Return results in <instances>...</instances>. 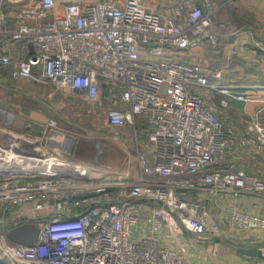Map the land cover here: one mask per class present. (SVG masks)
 Segmentation results:
<instances>
[{
	"label": "built area",
	"instance_id": "2783aa9c",
	"mask_svg": "<svg viewBox=\"0 0 264 264\" xmlns=\"http://www.w3.org/2000/svg\"><path fill=\"white\" fill-rule=\"evenodd\" d=\"M220 9L216 0H178L166 12L144 0H28L13 25L0 8V65L11 66L14 80L52 81L93 103L107 87L114 97L107 123L131 126L139 141L143 120L153 144V158L141 152L132 178H101L64 157L74 138L56 120H28L41 135L0 142V260L187 264L191 242L220 232L209 204L226 196L258 203L225 206L229 228L264 232V125L228 123L229 100L247 101L251 86L223 82L222 69L164 57L168 46L217 44ZM14 42L27 57L14 54ZM254 46L264 52V39ZM16 119L0 107V134L14 135ZM25 223L39 227L32 245L9 237Z\"/></svg>",
	"mask_w": 264,
	"mask_h": 264
},
{
	"label": "crops",
	"instance_id": "0c3cea01",
	"mask_svg": "<svg viewBox=\"0 0 264 264\" xmlns=\"http://www.w3.org/2000/svg\"><path fill=\"white\" fill-rule=\"evenodd\" d=\"M144 1L149 7L159 12H166L167 8L177 3L178 0ZM216 1L221 5L218 16L213 23V29L219 35L218 43H206L189 51L168 46L165 49L164 57L184 62L199 63L210 72L215 69H222L223 82L251 86L250 98L247 101L230 99L228 106L229 125L245 128L249 123H254L257 119H260L258 110L264 106V52L254 46L255 38L264 39V0ZM27 2L28 0H0V8L2 7L6 11L9 21L16 25V13ZM13 50L15 55L27 57L21 42H14ZM10 69L11 66L0 65V81L2 82H0V103L4 102L7 106H13L21 114L27 113L29 110L19 105L22 101L12 100L14 95H16L14 92L15 88L12 89L13 87L9 84L11 82L25 84L29 81H35L25 78L14 80L11 77ZM4 93L5 96L3 97ZM77 95L79 96V94ZM79 97L82 98L81 96ZM82 100L84 101L83 98ZM106 104L105 102V110L108 106ZM19 121V123H22V119ZM107 125L111 129H117L121 132L129 129L133 132V138L135 136L134 129L129 125L121 127H114L108 123ZM150 128L149 125L145 124V129L148 131L146 132L143 129V131L139 130L138 132H140L142 139H148L150 153L148 148L143 151L148 157L153 158V144L148 138ZM132 136L129 137L130 140ZM230 204H236L250 210H255L258 207V203L251 196H242L238 199L226 196L225 200L220 204H209V208L213 212L214 221L220 224L221 230L220 232L209 230L206 236L197 240L196 244L191 242L185 249L187 264H264V257L250 256L239 252L240 246L264 249V232L234 231L229 228L224 223L223 208ZM188 239L191 240V238ZM0 264L10 263L7 260H0Z\"/></svg>",
	"mask_w": 264,
	"mask_h": 264
},
{
	"label": "rangeland",
	"instance_id": "374dc122",
	"mask_svg": "<svg viewBox=\"0 0 264 264\" xmlns=\"http://www.w3.org/2000/svg\"><path fill=\"white\" fill-rule=\"evenodd\" d=\"M9 85L13 87L12 89L15 88L16 94L11 99L22 101L19 105L29 111L24 112V115L13 106L0 103V107L13 110L18 117L11 127L14 135H9L8 131L0 134V142L5 145L17 141L16 138H21L22 134L34 137L42 134L41 126L33 125L31 128L26 126L29 119L39 124L46 123L52 118L65 133L74 138L72 152L64 157L73 162L87 164L92 169V176L112 179L116 173H122L132 178L138 171L139 154L145 153L143 151L145 148H148L150 153V143L148 139L140 137V132L139 141H136L131 130L125 129L124 133L107 125L105 121L107 100L102 94L101 100L93 103L83 101L76 93L65 90L52 81L38 83L29 81L25 84L11 82ZM20 119L22 123H19Z\"/></svg>",
	"mask_w": 264,
	"mask_h": 264
},
{
	"label": "water",
	"instance_id": "95a60500",
	"mask_svg": "<svg viewBox=\"0 0 264 264\" xmlns=\"http://www.w3.org/2000/svg\"><path fill=\"white\" fill-rule=\"evenodd\" d=\"M39 236V227L36 223H25L12 228L10 239L15 243L32 245ZM239 252L250 256L264 257V249L258 247L240 246Z\"/></svg>",
	"mask_w": 264,
	"mask_h": 264
},
{
	"label": "trees",
	"instance_id": "16d2710c",
	"mask_svg": "<svg viewBox=\"0 0 264 264\" xmlns=\"http://www.w3.org/2000/svg\"><path fill=\"white\" fill-rule=\"evenodd\" d=\"M262 53V52H261ZM264 54V53H263ZM102 97L105 99L106 98V100H107V105L109 106V105H111V104H113V102H114V97H113V95H112V93L110 92V90L107 88V87H104L103 89H102ZM260 121H261V123L264 125V110L262 111V113H261V116H260ZM140 123L141 124H139L140 125V130L141 131H143V129H144V131H148L147 129H145V122L144 121H140Z\"/></svg>",
	"mask_w": 264,
	"mask_h": 264
}]
</instances>
